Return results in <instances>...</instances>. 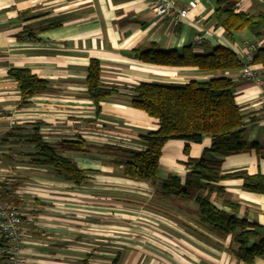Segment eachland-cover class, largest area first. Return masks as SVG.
<instances>
[{"label":"crops","instance_id":"crops-1","mask_svg":"<svg viewBox=\"0 0 264 264\" xmlns=\"http://www.w3.org/2000/svg\"><path fill=\"white\" fill-rule=\"evenodd\" d=\"M173 1L179 7L194 3L186 19L158 17L155 0H0V199L21 213L23 264H247L233 254L231 234L222 238L197 224L195 204L161 200L148 182L124 177L114 163L119 156L111 147L143 150V136L158 127L131 105L133 86L183 84L215 75L145 63L133 55L134 48L152 42L162 51L191 46L208 53L219 44L233 50L253 41L245 30L226 37L214 23L212 0ZM237 9L264 11V0H240ZM199 32L204 37L196 45ZM92 58L99 62L101 83L118 91L99 112L86 93ZM12 67L30 69L52 90L22 104L17 83L7 75ZM257 67L264 77V67ZM225 73L245 114V139L256 145L209 156L220 160L221 173L264 175V86L237 77L236 70ZM35 133L87 171L81 184L33 161ZM79 140L85 144L80 148ZM209 145L206 136L199 143L168 139L158 178L174 174L183 180L189 169L184 162L201 157ZM217 185L264 235V192L245 190L240 178ZM152 197L155 204L139 205ZM220 202L215 204L227 210ZM252 264H264V254Z\"/></svg>","mask_w":264,"mask_h":264},{"label":"trees","instance_id":"trees-1","mask_svg":"<svg viewBox=\"0 0 264 264\" xmlns=\"http://www.w3.org/2000/svg\"><path fill=\"white\" fill-rule=\"evenodd\" d=\"M240 0H212L213 20L226 37L245 30L260 46L253 53L252 63L264 67V11L245 12L237 9ZM133 55L145 63L167 67H194L215 73L204 80H189L183 84L140 82L131 88V105L156 120V130L147 132L143 139L146 148L133 150L113 148L119 156L114 159L121 166L124 177L148 182L154 195L180 205L192 202L197 206L193 211L196 221L208 232L219 237L231 234L236 245L233 254L247 264L264 254V235L260 225L249 221L241 205L232 201L224 188L217 183L229 178H240L245 190L264 192V175H248L244 170L221 173L220 160L209 155H228L244 151L256 145L245 139V114L234 100L233 81L225 73L237 70L241 63L235 52L224 45H216L208 53H197L191 46L180 51H162L155 43H148L133 49ZM7 75L18 85L19 97L23 103L36 94L50 92L46 79L40 78L25 67H12ZM86 93L92 100L95 111L101 103L118 91L107 87L100 80L98 60L90 59L86 68ZM210 138V145L201 157L188 158L184 165L189 168L184 179L169 174L160 179L157 176L162 147L168 139L181 138L199 143L203 137ZM35 152L33 161L52 167L63 173L76 184H81L87 172L58 149L43 142L38 134L32 135ZM78 146L85 145L77 141ZM76 144V145H77ZM70 145V144H68ZM75 145V144H74ZM188 145L184 146V150ZM220 199L219 208L215 203ZM4 242L0 235V245Z\"/></svg>","mask_w":264,"mask_h":264},{"label":"built area","instance_id":"built-area-1","mask_svg":"<svg viewBox=\"0 0 264 264\" xmlns=\"http://www.w3.org/2000/svg\"><path fill=\"white\" fill-rule=\"evenodd\" d=\"M155 14L158 17H173L178 21L187 18L192 2L185 7H179L173 0H155ZM204 37V32L196 33L194 44L199 45ZM257 41H245L239 49H233L241 63L236 70L237 77L249 80L257 86H264V77L261 69L252 63L253 53L260 46ZM260 101L264 105V91L260 96ZM3 180L0 175V182ZM0 235L3 237V244L0 245V264H23L22 244L24 243V230L22 227L21 213L16 206L7 200L0 199Z\"/></svg>","mask_w":264,"mask_h":264},{"label":"rangeland","instance_id":"rangeland-1","mask_svg":"<svg viewBox=\"0 0 264 264\" xmlns=\"http://www.w3.org/2000/svg\"><path fill=\"white\" fill-rule=\"evenodd\" d=\"M151 195H152V194H151ZM151 195H150V196H151ZM151 204H155V202H154V200H153V197H152L151 199H146V198H144V199L139 203V205H143V206H147V205H151ZM191 204H194V203L192 202V200H191ZM157 206L160 207L161 204H158Z\"/></svg>","mask_w":264,"mask_h":264}]
</instances>
